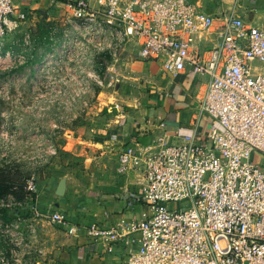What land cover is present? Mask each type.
I'll use <instances>...</instances> for the list:
<instances>
[{
  "label": "built area",
  "instance_id": "1",
  "mask_svg": "<svg viewBox=\"0 0 264 264\" xmlns=\"http://www.w3.org/2000/svg\"><path fill=\"white\" fill-rule=\"evenodd\" d=\"M94 1L67 0L64 9L78 28L106 31L115 59L125 52L205 77L197 115L209 125L198 143L195 132L177 145L124 146L118 172L140 167L146 181L132 200L140 219L109 227L72 226L58 212L52 219L121 264H264V30L187 0ZM26 17L16 0H0V43Z\"/></svg>",
  "mask_w": 264,
  "mask_h": 264
},
{
  "label": "rangeland",
  "instance_id": "2",
  "mask_svg": "<svg viewBox=\"0 0 264 264\" xmlns=\"http://www.w3.org/2000/svg\"><path fill=\"white\" fill-rule=\"evenodd\" d=\"M35 17L0 43V264L53 258L63 231L51 209L40 212L41 190L55 176L58 191L63 167L88 160L77 140L105 112L98 96L107 89L99 83L107 81L108 33L78 28L67 11L54 20Z\"/></svg>",
  "mask_w": 264,
  "mask_h": 264
},
{
  "label": "crops",
  "instance_id": "3",
  "mask_svg": "<svg viewBox=\"0 0 264 264\" xmlns=\"http://www.w3.org/2000/svg\"><path fill=\"white\" fill-rule=\"evenodd\" d=\"M66 1L16 0V6L26 14L24 21L34 20L38 13L54 20L65 15ZM87 1L96 6V1ZM187 1L207 15H233L264 30V0ZM107 64V76L113 75L118 81L99 92L102 99L99 94L98 108L102 106L100 110L105 112L96 113L97 117L88 122L90 126L77 140L88 160L63 167L65 175L57 181L61 185L58 191L53 187L58 177L51 176L38 200L41 213L47 209L53 214L61 213L72 226L109 227L117 225L119 218H135V209L144 212L141 205L132 204L146 185L142 169L130 166L126 172H118L117 159L124 146L135 142L136 149L142 150L158 143L177 145L186 142L185 137L195 136V132L198 136L194 142L198 143L204 141L209 125L207 118L197 115L205 77H198L189 69L181 73L164 71L159 62H143L137 55L125 52L119 53L117 59L110 56ZM112 105H119V110L108 112ZM59 226L63 237L53 258L43 263L35 256L34 263L121 264L118 253L98 256L83 233L68 237L64 227Z\"/></svg>",
  "mask_w": 264,
  "mask_h": 264
},
{
  "label": "trees",
  "instance_id": "4",
  "mask_svg": "<svg viewBox=\"0 0 264 264\" xmlns=\"http://www.w3.org/2000/svg\"><path fill=\"white\" fill-rule=\"evenodd\" d=\"M31 63V64H30ZM29 63V65H32L33 64V61H31ZM6 178V176L4 175V171H0V182L1 181H4V179ZM21 191V193L23 194V195H29L30 194V192L29 191H25V190H22V188L20 189Z\"/></svg>",
  "mask_w": 264,
  "mask_h": 264
}]
</instances>
